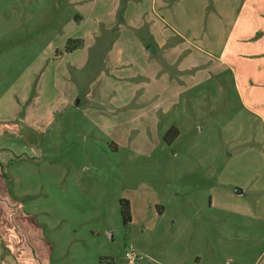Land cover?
<instances>
[{
    "label": "rangeland",
    "instance_id": "374dc122",
    "mask_svg": "<svg viewBox=\"0 0 264 264\" xmlns=\"http://www.w3.org/2000/svg\"><path fill=\"white\" fill-rule=\"evenodd\" d=\"M191 1L198 22L231 0ZM71 4L0 0V237L16 238L2 243L0 264L10 255L18 263L25 247L31 264H255L264 253V130L231 79L225 95L204 85L208 98L188 104L179 126L106 132L80 88L71 103L70 74L54 63L59 42L64 53L74 47L70 22L85 28L70 20L83 4Z\"/></svg>",
    "mask_w": 264,
    "mask_h": 264
},
{
    "label": "crops",
    "instance_id": "0c3cea01",
    "mask_svg": "<svg viewBox=\"0 0 264 264\" xmlns=\"http://www.w3.org/2000/svg\"><path fill=\"white\" fill-rule=\"evenodd\" d=\"M70 2L83 4L70 20L76 18L85 28L76 32L71 21L65 36L81 45L64 53V41L59 42L54 63L62 77L70 74L71 103L80 94L88 101L94 126L106 132L110 126L168 130L179 126L180 112L195 98H208L203 87L209 83L225 95L223 80L229 77L242 109L264 130V0H231L215 15L203 12L198 22L190 12L191 0ZM9 240L16 245L15 237H0V255ZM22 249L18 263L10 255L3 264H31L30 248ZM189 261L182 258V264ZM203 261L192 259L193 264ZM221 264L239 263L228 257ZM255 264H264V253Z\"/></svg>",
    "mask_w": 264,
    "mask_h": 264
},
{
    "label": "trees",
    "instance_id": "16d2710c",
    "mask_svg": "<svg viewBox=\"0 0 264 264\" xmlns=\"http://www.w3.org/2000/svg\"><path fill=\"white\" fill-rule=\"evenodd\" d=\"M69 45L73 44L74 47L69 48L67 47L66 52H71L74 51L75 49H77L80 45H81V41H73L70 40ZM179 135V130L177 128H172L169 132H168V137L172 136V140H174L177 136ZM121 206H122V216L124 218L125 223H131L132 222V216H131V206H130V202L127 200H123L121 202Z\"/></svg>",
    "mask_w": 264,
    "mask_h": 264
},
{
    "label": "built area",
    "instance_id": "2783aa9c",
    "mask_svg": "<svg viewBox=\"0 0 264 264\" xmlns=\"http://www.w3.org/2000/svg\"><path fill=\"white\" fill-rule=\"evenodd\" d=\"M126 257L129 259V260H132L134 258V254L132 252V247L130 248V250L126 253Z\"/></svg>",
    "mask_w": 264,
    "mask_h": 264
}]
</instances>
